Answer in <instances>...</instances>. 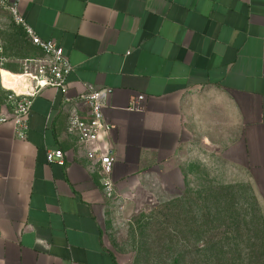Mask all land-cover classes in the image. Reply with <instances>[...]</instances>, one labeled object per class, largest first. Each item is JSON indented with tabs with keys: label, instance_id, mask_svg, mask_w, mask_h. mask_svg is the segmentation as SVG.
Listing matches in <instances>:
<instances>
[{
	"label": "crops",
	"instance_id": "1",
	"mask_svg": "<svg viewBox=\"0 0 264 264\" xmlns=\"http://www.w3.org/2000/svg\"><path fill=\"white\" fill-rule=\"evenodd\" d=\"M18 8L63 47L70 93L84 82L111 88L103 107L111 195L177 187L179 155L199 136L247 169L264 197V0H18ZM138 93L144 99L130 106ZM62 95L46 85L33 97L23 137L2 111L0 264H126L104 227V172L68 131ZM57 147L62 164L46 157Z\"/></svg>",
	"mask_w": 264,
	"mask_h": 264
},
{
	"label": "rangeland",
	"instance_id": "2",
	"mask_svg": "<svg viewBox=\"0 0 264 264\" xmlns=\"http://www.w3.org/2000/svg\"><path fill=\"white\" fill-rule=\"evenodd\" d=\"M3 16L9 68L3 83L16 89L13 76L33 69L42 53L20 22L8 11ZM7 92L0 85V115L12 106ZM179 157L177 187L155 184L108 196L104 227L125 263L264 264V197L252 174L214 154L199 136Z\"/></svg>",
	"mask_w": 264,
	"mask_h": 264
},
{
	"label": "built area",
	"instance_id": "3",
	"mask_svg": "<svg viewBox=\"0 0 264 264\" xmlns=\"http://www.w3.org/2000/svg\"><path fill=\"white\" fill-rule=\"evenodd\" d=\"M0 9H6L13 18L20 22L31 43L41 50V56L34 59L33 69L22 71L25 73L27 88L19 90L8 88L2 81L1 69L6 66L7 55L4 49V42L0 36V85L7 92V99L12 103L10 116L16 123V130L20 137L26 132V120L30 112L33 97L46 85L59 87L62 92V100L66 105L67 129L76 138V141L83 145L88 158L99 162L101 170L104 172L103 181L108 195L113 192L110 169L113 161V148L107 139V134L111 129V123L106 119L103 111L106 97L111 88L105 85L84 82V89L80 92L70 93L67 73L72 69L63 47L52 38H42L26 24L18 8V0H0ZM144 99L143 93L133 95L130 99V106L137 107L138 102ZM82 100L84 107L79 108L75 102ZM72 106H71V105ZM74 104V105H73ZM6 114L0 115V120L6 119ZM48 161L63 163V151L61 148H51L46 150Z\"/></svg>",
	"mask_w": 264,
	"mask_h": 264
},
{
	"label": "bare ground",
	"instance_id": "4",
	"mask_svg": "<svg viewBox=\"0 0 264 264\" xmlns=\"http://www.w3.org/2000/svg\"><path fill=\"white\" fill-rule=\"evenodd\" d=\"M5 69H9V68H2L1 69V75H2V81L5 79V74L3 75V72H4V70ZM11 70V69H10ZM10 74V73H9ZM8 74V75H9ZM12 80H14V82H15V84H16V89H19V90H25L26 88H27V84H26V82H25V73H22V71H21V73H16L14 76H13V79ZM5 84V83H4ZM8 88H10L9 86V84L8 83H6L5 84Z\"/></svg>",
	"mask_w": 264,
	"mask_h": 264
}]
</instances>
